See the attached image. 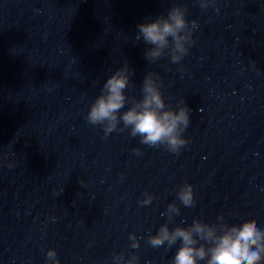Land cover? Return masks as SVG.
<instances>
[{
    "label": "water",
    "instance_id": "95a60500",
    "mask_svg": "<svg viewBox=\"0 0 264 264\" xmlns=\"http://www.w3.org/2000/svg\"><path fill=\"white\" fill-rule=\"evenodd\" d=\"M172 3L198 21L195 43L179 62L167 50L148 61L136 25ZM125 60L129 95L152 70L167 103L191 107L179 153L84 118ZM145 190L154 198L142 205ZM171 201L175 223L264 227V0H0V264H44L49 247L60 264H114V252L169 264L174 246L147 236Z\"/></svg>",
    "mask_w": 264,
    "mask_h": 264
},
{
    "label": "clouds",
    "instance_id": "9594fccd",
    "mask_svg": "<svg viewBox=\"0 0 264 264\" xmlns=\"http://www.w3.org/2000/svg\"><path fill=\"white\" fill-rule=\"evenodd\" d=\"M199 3L201 7H208L215 0H199ZM186 12V4L172 3L165 12L137 23L136 39H142L147 45L144 56L148 61L157 60L167 50L169 59L179 62L189 52L195 43L193 32L198 21L189 20ZM131 75L132 69L125 60L104 79L84 118L92 125H100L105 136L128 129L129 134L138 136L142 144L162 145L172 153H179L190 139L182 133L190 124L191 107L184 97L177 99L175 106L167 103L160 87V77L152 70L147 71L140 81V96L129 95L127 90L133 87ZM132 151L137 155L141 153L140 148ZM176 197L186 207L194 205L193 185L187 181L180 184ZM153 198V194L145 190L138 203L147 205ZM180 212L175 201L169 202L161 212L165 221L147 236L153 247L171 249L174 246L169 264H264V227L250 224L239 230H230L222 222V217L212 223L197 217H193L190 223L183 219L179 223L173 222ZM128 239L131 248L139 247L134 232L128 233ZM45 255L44 264H60L54 248L49 247ZM112 258L114 264H139L135 252H130L127 258L124 252H114Z\"/></svg>",
    "mask_w": 264,
    "mask_h": 264
}]
</instances>
